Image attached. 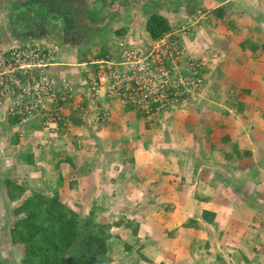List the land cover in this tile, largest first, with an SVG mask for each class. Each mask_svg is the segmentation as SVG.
<instances>
[{"label":"crops","instance_id":"crops-1","mask_svg":"<svg viewBox=\"0 0 264 264\" xmlns=\"http://www.w3.org/2000/svg\"><path fill=\"white\" fill-rule=\"evenodd\" d=\"M153 13L203 58L202 96L151 118L109 100L99 127L68 103V136L57 140L0 106L4 188L24 182L15 200L34 189L99 217L111 263L264 264V0H0V53L12 37L53 41L50 70L77 80L115 53L116 38L150 40ZM110 17L109 42L79 57L87 31L101 35Z\"/></svg>","mask_w":264,"mask_h":264},{"label":"built area","instance_id":"built-area-1","mask_svg":"<svg viewBox=\"0 0 264 264\" xmlns=\"http://www.w3.org/2000/svg\"><path fill=\"white\" fill-rule=\"evenodd\" d=\"M114 44L115 53L98 60L94 69L84 68L76 80L50 70L60 63L53 41L12 37L0 53V106L20 123L34 122L41 133L57 140L68 136L63 114L68 103L83 123L99 127L111 116L109 100L151 118L202 96L205 62L187 53L183 36L167 32L139 42L124 36Z\"/></svg>","mask_w":264,"mask_h":264},{"label":"trees","instance_id":"trees-1","mask_svg":"<svg viewBox=\"0 0 264 264\" xmlns=\"http://www.w3.org/2000/svg\"><path fill=\"white\" fill-rule=\"evenodd\" d=\"M145 29L155 39L170 26L164 16L153 13ZM5 185L10 200L28 191L24 182L6 179ZM29 191L15 207L13 212L20 217L10 228L11 242L23 246L22 264H111L107 240L112 234L107 224L81 217L57 194Z\"/></svg>","mask_w":264,"mask_h":264},{"label":"rangeland","instance_id":"rangeland-1","mask_svg":"<svg viewBox=\"0 0 264 264\" xmlns=\"http://www.w3.org/2000/svg\"><path fill=\"white\" fill-rule=\"evenodd\" d=\"M94 17L96 18V20L100 19L99 15H97V14ZM91 19H92V17H91ZM115 20H116V18L112 19V17H110V20H109L108 24L105 25V28H104V30H102L101 35H96V33H94V29H89L87 31L85 37H87L86 40H88V41L85 42L82 49L80 50L79 57L88 58V54L96 53V52L101 50V48L103 46V44H102L103 41L109 42L110 37L112 35L111 26H112V23L115 22ZM27 21L28 22L30 21L29 17H27ZM104 47H105V45H104ZM4 172H5V169L3 170L0 167V179H2V181H0V264H22L23 246L19 243L13 244L11 242V239H10V228L12 227L14 221H16L20 217L18 215H15L13 211H14L15 207H17L21 203L22 200H10L8 198V196L5 195V189L6 188H4V184H3L4 180L2 178V177H5ZM22 174H24V173H22ZM28 194H29V192H27V195ZM25 196H26V194L23 197H25ZM82 214H79V215L83 218L88 217V216L92 217L91 213L89 215H86V216L85 215L83 216ZM97 217H98V215H97ZM94 218H96V217H94ZM99 219L100 218L98 217L97 221H99ZM134 257H136V255H134ZM114 261L115 262H113L111 264H131L132 260H125L124 257H120V259L116 258ZM133 262H134V260H133Z\"/></svg>","mask_w":264,"mask_h":264},{"label":"water","instance_id":"water-1","mask_svg":"<svg viewBox=\"0 0 264 264\" xmlns=\"http://www.w3.org/2000/svg\"><path fill=\"white\" fill-rule=\"evenodd\" d=\"M29 16H30L29 19L31 20L32 23H34V22L37 23V24L39 23V21L37 20L35 14H33V15L30 14Z\"/></svg>","mask_w":264,"mask_h":264}]
</instances>
